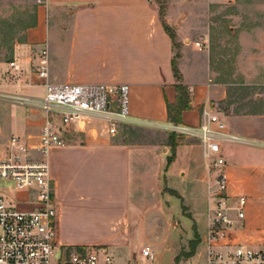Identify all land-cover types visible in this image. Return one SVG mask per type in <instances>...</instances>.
<instances>
[{
  "label": "crops",
  "instance_id": "0c3cea01",
  "mask_svg": "<svg viewBox=\"0 0 264 264\" xmlns=\"http://www.w3.org/2000/svg\"><path fill=\"white\" fill-rule=\"evenodd\" d=\"M43 49L49 59L48 80L40 79L34 69ZM175 51L151 0H46L16 51L14 61L23 73L10 71L3 78L9 64L0 65V92L13 96L40 98L47 81L130 87V112L137 125L122 126L111 136L103 121L90 119L82 128L62 133L65 146L49 150L46 160L62 249L98 248L115 264H141L142 250H152L161 240L162 224L180 230L190 221V235L181 231L171 237L167 251L173 258L181 253L193 238L195 222L201 241L198 252L179 264H205L202 243L209 224L210 186L217 173L208 168L198 139L172 132L177 124L168 119L167 103L176 104L178 96ZM176 62L190 95V108L178 126H199L207 120L204 112L226 123L220 143L228 194L248 198L246 217L234 231L233 242L264 247V113L237 112L228 102V86L214 78L203 53L184 46ZM0 106L5 107L0 155L13 136L37 148L43 114L8 101H0ZM173 134L178 137L174 153ZM33 156L38 158L37 152Z\"/></svg>",
  "mask_w": 264,
  "mask_h": 264
},
{
  "label": "built area",
  "instance_id": "2783aa9c",
  "mask_svg": "<svg viewBox=\"0 0 264 264\" xmlns=\"http://www.w3.org/2000/svg\"><path fill=\"white\" fill-rule=\"evenodd\" d=\"M230 3L234 0H216ZM201 49V44H196ZM35 72L49 78L46 49L38 54ZM14 75L23 73L17 61L9 63ZM44 95L9 96L11 103L43 114L45 124L37 148H30L17 136L10 138L0 155V181L13 191L29 192V211H19L15 204L0 195V264H115L113 257L98 248L62 249L57 243V207L49 177L47 156L54 147L66 145L62 136L70 128H82L90 119H99L106 131L116 136L122 126L137 125L130 112V87L126 84H44ZM197 127L173 126L172 132L198 139L205 148L208 168L217 175L210 186L209 224L203 241L205 264H264V247L233 242V233L246 217L248 198L228 194L224 171L226 160L221 139L226 123L216 114ZM140 124V123H139ZM234 139V138H232ZM37 152L38 158L33 156ZM142 256L155 260L150 248Z\"/></svg>",
  "mask_w": 264,
  "mask_h": 264
},
{
  "label": "rangeland",
  "instance_id": "374dc122",
  "mask_svg": "<svg viewBox=\"0 0 264 264\" xmlns=\"http://www.w3.org/2000/svg\"><path fill=\"white\" fill-rule=\"evenodd\" d=\"M151 1L173 37L176 59L180 57L184 46L203 53L211 62L214 78L228 86V102L235 105L237 112L264 113V0H234L230 3L216 0ZM45 2L46 0H0V65L8 67L14 61L18 46L24 43L28 29L36 25L38 9ZM198 43L201 44V49L197 47ZM8 71H3L2 76L9 75ZM4 93L0 92V101L11 103L6 96L15 94ZM4 108L0 106V122ZM10 188V185L0 181V194L15 204L19 211H29L27 202L30 194H18ZM186 216L190 215L186 213ZM185 222L187 224H182L180 230H168L170 226L162 224V238L157 247H152L156 259L149 261L144 258L140 261L141 264L174 262L175 258L167 251L169 239L176 238L181 231L190 235V221ZM198 227L200 232V224ZM192 230L193 238L182 249L184 252L190 251V243L195 239V222L192 223ZM200 242L199 237L194 256ZM183 260L187 259L183 258L181 261Z\"/></svg>",
  "mask_w": 264,
  "mask_h": 264
},
{
  "label": "trees",
  "instance_id": "16d2710c",
  "mask_svg": "<svg viewBox=\"0 0 264 264\" xmlns=\"http://www.w3.org/2000/svg\"><path fill=\"white\" fill-rule=\"evenodd\" d=\"M173 38V37H172ZM173 71L174 76L176 78V89L178 92L177 101L176 104L167 103V110H168V119L173 124H180L182 120V114L183 112L187 111L190 108V95L188 92V89L182 84V77L180 74V71L177 68V62L176 58L173 60ZM177 135L173 134L170 140V143L172 144L173 153L175 152V147L178 143L177 141ZM173 158V157H172ZM172 158L169 160L171 162ZM199 244V235L196 233L195 239L190 243L189 252L182 251L176 258H175V264H179L183 258L190 259L192 258L196 253V248ZM72 248H70L71 250ZM80 249V248H77Z\"/></svg>",
  "mask_w": 264,
  "mask_h": 264
}]
</instances>
